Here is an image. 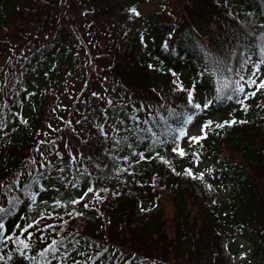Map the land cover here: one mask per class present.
Masks as SVG:
<instances>
[{
    "label": "trees",
    "instance_id": "16d2710c",
    "mask_svg": "<svg viewBox=\"0 0 264 264\" xmlns=\"http://www.w3.org/2000/svg\"><path fill=\"white\" fill-rule=\"evenodd\" d=\"M58 1L0 0V183L23 178L0 203L6 263L228 264L224 247L249 233L251 260L242 264H263L264 75L257 85L249 78L264 69V0L197 2L217 19L200 3L138 15L133 9L150 0H83L90 25L110 21L125 34L126 43L117 37L108 48L120 98L86 87L69 106L60 89L75 71L86 79L88 63ZM91 37L87 47L99 51ZM98 118L110 121L106 131ZM195 121L200 132L184 136ZM67 131L99 155L96 179L113 189L60 213L34 248L33 234H15L12 223L58 186L52 167L29 165ZM67 136L66 147L74 141ZM84 160L80 181L91 182ZM201 160L213 168L192 175Z\"/></svg>",
    "mask_w": 264,
    "mask_h": 264
},
{
    "label": "rangeland",
    "instance_id": "374dc122",
    "mask_svg": "<svg viewBox=\"0 0 264 264\" xmlns=\"http://www.w3.org/2000/svg\"><path fill=\"white\" fill-rule=\"evenodd\" d=\"M58 0H56L57 2ZM200 0H150L144 2L140 5H137L135 12L138 15H146L153 11H172L176 13L179 8L182 7H191L197 6L200 3V8L205 9V13L217 19L219 17L218 12L211 7L210 5H204ZM216 1V0H215ZM219 3L223 4L228 0H217ZM216 1V2H217ZM197 4V5H196ZM212 4V2H210ZM88 6L83 0H59L58 8L63 11L65 24L69 26L76 37L78 45H82V51L80 53L81 57L84 58L88 64L85 65L86 79H83L84 76L73 72L72 75L67 80L66 88L62 87L60 90H64V97L68 100V106L72 105L76 100H78L82 95L81 92L86 89L95 90L100 94L111 95L113 99L120 98V95L114 88L115 78L107 71L108 63H111L113 55L110 54L108 48H115L114 42L117 40L116 32L119 30L117 27H112V23L107 21L106 23H100L99 21L94 25H90V17L88 16L87 9ZM190 9V8H189ZM118 29V30H117ZM117 30V31H116ZM116 31V32H115ZM99 39V51L90 50L86 41H91L92 37ZM120 42L126 43L125 34L121 37ZM119 45V48L123 44ZM127 48V45H126ZM86 55V56H85ZM121 60L123 67H126L128 60L125 56V52L121 55ZM4 62V57H0V64ZM258 69V71H257ZM249 78L250 85H257L260 80L263 78L264 69L257 68ZM255 81V83H251ZM239 83H242L240 81ZM104 85L107 88H104ZM62 90V91H63ZM68 96V97H67ZM53 109L57 107L55 103H51ZM99 121L97 124H101L104 127V131L110 127V121L98 118ZM213 119V118H212ZM212 119H208L212 120ZM202 126L201 121H195L188 125L183 135L187 137H192L197 134ZM46 127H48L46 125ZM72 136V131H67L66 134L60 133L58 142L54 141L48 145L38 156L37 162L33 166L29 165V169H42L48 167L52 169L50 173L53 174V178L59 181L58 186L53 187L51 190L44 192L38 199L29 202L27 205V210L21 214V216L13 221L12 225L14 227L15 234H24L23 231H27L33 234L31 242H33V247L42 245L46 238L42 236V228L46 226L51 221H58L60 213H65L70 208H73L76 203L74 201H79L80 205L83 207V203H90L94 205V195L99 188H102V191L107 192L113 189V186L110 184H103L102 182L96 179V169L94 164H102V159L99 155L91 150L89 146L85 147L86 139L82 136L76 138L72 136L74 141L66 147L68 136ZM90 137V136H89ZM99 143V138H98ZM178 147V146H177ZM80 157L89 162L92 173V180L89 181L87 175L82 177L79 175L81 168ZM84 160V161H85ZM35 167L34 169H32ZM210 168H213V165L209 161H197L190 173L192 175H205L209 172ZM83 169V168H82ZM46 171L48 169H45ZM61 171H63L61 173ZM86 171V170H85ZM95 175V176H94ZM94 176V177H93ZM91 178V177H90ZM18 176H14L2 183H0V203H4L6 200V193L15 192L17 190V183L19 180H22ZM103 184V185H102ZM91 189V191H89ZM6 193H5V192ZM104 194V193H103ZM226 195L224 194L222 198ZM102 196L99 195L98 199H101ZM83 199V200H81ZM83 201V203L81 201ZM59 213V214H58ZM32 225L31 227H28ZM249 233L245 236L241 235L236 238L234 242L230 245L224 247V253L227 255L228 264H242L243 260H251V242L249 239ZM9 249L8 245L0 247V264L6 263V255ZM264 264V262H263Z\"/></svg>",
    "mask_w": 264,
    "mask_h": 264
},
{
    "label": "snow or ice",
    "instance_id": "6c2138e0",
    "mask_svg": "<svg viewBox=\"0 0 264 264\" xmlns=\"http://www.w3.org/2000/svg\"><path fill=\"white\" fill-rule=\"evenodd\" d=\"M133 11L135 12V9H133ZM138 14V13H137ZM262 63H264V61H262ZM257 71H258V69H257ZM253 75H255V73H253ZM251 83H255V81H251ZM257 88L258 89H260V88H264V81H262L259 85H257ZM238 91L239 92H243L244 91V88H243V86H241V87H239V89H238ZM251 95H255V93H251ZM189 102L191 103V96H190V98H189ZM194 107H196V108H199L200 107V105H198V104H195L194 105ZM191 118H189V120H190ZM231 124H235L236 123V121H232V122H230ZM224 125H217V127H223ZM183 134V133H182ZM194 140H196V139H198V138H193ZM180 154L181 155H183L184 153L181 151L180 152ZM89 191H91V189H89ZM35 199V197H33V200ZM77 202H79V201H74L73 203H77ZM85 207H87V205H85ZM0 211H2V210H0ZM32 225H29L28 227H31ZM4 229V225H3V223H0V231H2ZM23 247L24 248H27L28 247V245L27 244H24L23 245ZM53 251H55V249H53ZM44 253H41V255H43Z\"/></svg>",
    "mask_w": 264,
    "mask_h": 264
}]
</instances>
